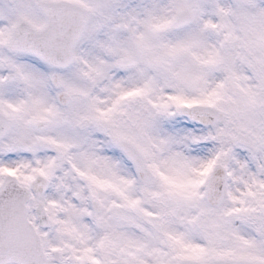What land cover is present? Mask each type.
Here are the masks:
<instances>
[{"label": "snow or ice", "instance_id": "6c2138e0", "mask_svg": "<svg viewBox=\"0 0 264 264\" xmlns=\"http://www.w3.org/2000/svg\"><path fill=\"white\" fill-rule=\"evenodd\" d=\"M0 264H264V0H0Z\"/></svg>", "mask_w": 264, "mask_h": 264}]
</instances>
